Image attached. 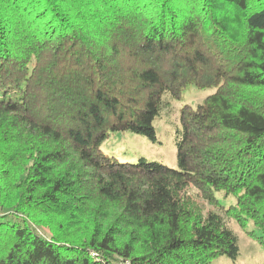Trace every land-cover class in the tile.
<instances>
[{
  "label": "trees",
  "instance_id": "16d2710c",
  "mask_svg": "<svg viewBox=\"0 0 264 264\" xmlns=\"http://www.w3.org/2000/svg\"><path fill=\"white\" fill-rule=\"evenodd\" d=\"M191 87L177 169L102 152ZM216 209L264 248V0H0V264L235 262Z\"/></svg>",
  "mask_w": 264,
  "mask_h": 264
},
{
  "label": "rangeland",
  "instance_id": "374dc122",
  "mask_svg": "<svg viewBox=\"0 0 264 264\" xmlns=\"http://www.w3.org/2000/svg\"><path fill=\"white\" fill-rule=\"evenodd\" d=\"M214 91V89L201 90L191 87L183 93L181 101L172 100L169 107L162 112V116L155 122L159 139L157 143H152L146 137L133 132H117L110 134L103 142L101 146L102 152L119 162L136 163L139 159L144 158L147 161L159 162L167 167L177 169V133L180 129L182 109L186 105L196 108ZM190 192L192 194L197 193L194 188H191ZM218 197L227 207L236 202V199L233 197L224 199L221 193L218 194ZM197 199L203 212L213 209L202 199ZM215 211L224 216L228 226L239 237L241 253L235 262L223 257L213 261L212 264H264V248L246 232V230H252L253 225L250 224L247 229H243L229 215L220 212L218 209ZM38 231L40 234L46 236L45 231L42 229L38 228ZM120 264L124 263L121 262Z\"/></svg>",
  "mask_w": 264,
  "mask_h": 264
}]
</instances>
